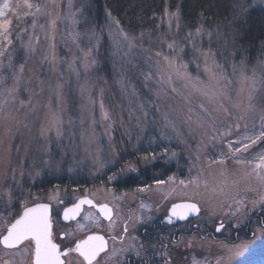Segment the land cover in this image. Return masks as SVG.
Listing matches in <instances>:
<instances>
[{"label":"rangeland","instance_id":"374dc122","mask_svg":"<svg viewBox=\"0 0 264 264\" xmlns=\"http://www.w3.org/2000/svg\"><path fill=\"white\" fill-rule=\"evenodd\" d=\"M32 2L44 4L48 0ZM57 2L61 7L56 10L60 18L56 20L55 29L48 25L50 17L47 16L40 21L45 25L43 29L39 25L35 30L31 28L32 17H27L26 23L20 24L21 28L27 26L29 34L34 33L32 42L36 51L34 55L27 56L20 41L10 50L15 58L16 68L21 63L24 64L17 92L13 96L7 95L8 88L15 86L11 71L6 72V82L0 83V102L8 100L0 111V204H4L0 205V209L6 216L0 219V234L6 228V222L27 205L47 201L59 208V201L68 200L71 196L73 198L74 192L83 193L82 195L89 193L97 202L113 204L120 214L128 201L138 206L141 195L144 197L139 204L142 209L152 208L150 201L155 204L154 209L162 213L171 202L185 200L191 194V189H185L179 183L180 179L199 176L201 195L197 199L203 206V212L207 214L195 220L198 224L195 232H190L191 227L186 228L189 236L181 238L178 246L164 236L170 246L175 245L172 248L174 254L169 252V256H172L171 264H181V261L182 264H192L193 258L203 260L205 257L209 264H215L221 258V245L223 249H227L244 243L250 244L248 250L242 257L234 260L233 264H264V236L260 232L264 228V222L256 217V213L264 215V207L254 208L252 204L253 200L259 199V195L264 193V186L254 177L246 176L240 166L231 162L223 176L220 165L210 164L211 157L218 155L221 145L217 143L213 147L203 129L197 126V121L205 115L200 110V104L203 103L210 109L213 106L179 80L174 79L172 86L162 82L161 75L155 68L151 69L152 80L146 81L141 74L142 71H149L145 58L151 56L155 63L158 59L155 51L163 50L167 53V43L175 39L180 42L181 47H185L187 56L184 59L190 62L189 73L194 80L199 75L200 86L206 88L209 83L208 75L204 72V59L200 53L211 49L215 60L210 57L209 63L226 65L225 74L233 81L227 91L231 93L233 100L242 99L246 104L250 90L240 75L239 67L233 75L232 64L235 62L239 65V62L233 59V52L224 46L225 23L216 24L214 29L207 28L204 23L184 27L179 17V29L175 18L171 20L169 28V16L177 12L170 10L158 20L152 32H142V41L137 39L135 50L129 52L125 46L118 54H114L116 49L112 46L110 31H116V25L108 15L98 24L88 13L87 0H72L71 8L69 0ZM249 3L250 7L264 8L261 0H249ZM49 9L51 10V6ZM72 13H76V23L72 22ZM197 28L202 29L200 35L196 34ZM123 30L125 31L124 28ZM125 32L141 37V33ZM189 32L192 33V42L187 39ZM209 32L211 36L208 35ZM77 33L79 37L76 36ZM37 35L40 41L38 44L35 39ZM27 39L25 35V42ZM228 39H232L229 34ZM89 49L91 54L86 56ZM53 51L56 57L54 61L51 59ZM93 60L96 61L95 64L91 63ZM249 62L251 64L246 61L245 75L259 77L264 72V55H261V59L255 57ZM197 64L200 66L199 72ZM76 70L79 71V79ZM122 78L124 84L119 82ZM86 81L89 83L88 91L81 99L80 85ZM172 87L176 88V92L172 91ZM242 87L244 93L239 96L237 93ZM256 87L261 88L259 83ZM57 91L64 93L62 108L58 107ZM255 95L256 108L245 112V120L240 121L242 131L245 123L249 128L253 121L259 123V116L264 109L259 101L264 97V88ZM89 96L91 100L88 99ZM101 102L109 113L108 121L101 118ZM228 107L235 112L231 104ZM50 109L57 111L63 121V134L59 140L55 130L46 135L41 134L42 127L49 122ZM189 109L193 111L190 112ZM144 112L148 113L147 117ZM213 115L220 120L225 119L217 112H213ZM93 117L95 124L92 123ZM165 117L171 122L167 126ZM81 121L84 122L83 125ZM109 124L110 136L105 134V128ZM162 132L168 133L171 139L162 137ZM153 152L154 157L148 155L145 159L146 154ZM173 152L176 153L175 156L172 155ZM100 163L105 164L102 172L97 171ZM151 164H159L160 167L165 165L167 172L165 177L159 175L160 180L168 181L170 176H175V183L156 185L154 180L144 192L121 188V182L126 177H137L138 174L139 177L144 176L143 172L148 170L147 165ZM113 174L117 178L109 182L108 176ZM155 175L158 176L156 173ZM204 181H207V187L204 186ZM68 182L88 187L81 189L78 186H57ZM147 182L149 181L145 183ZM88 183H92L91 186ZM236 199H243L244 205L236 216H232L230 213L240 207L235 203ZM221 219L226 230L215 233L211 223ZM131 224L133 226V220ZM254 232L258 238L252 242ZM189 241L192 242V247L187 246ZM175 250L180 253H175Z\"/></svg>","mask_w":264,"mask_h":264},{"label":"snow or ice","instance_id":"6c2138e0","mask_svg":"<svg viewBox=\"0 0 264 264\" xmlns=\"http://www.w3.org/2000/svg\"><path fill=\"white\" fill-rule=\"evenodd\" d=\"M264 3V0H261ZM51 6V10L49 9ZM250 6L249 0H236L234 4V9L239 11L235 13L237 16L240 13H245L248 11ZM61 7V4L57 0H48L47 3L33 4L32 0H3L0 3V83H5L7 80L6 72L11 71L15 80V86L8 88L7 95L13 96L20 84V79L24 72V64L21 63L19 68H16L14 63V56L11 49L16 47V42L20 41L21 47L26 51L27 56L35 54L36 48L33 45V34H29L27 26L24 28L20 27L21 22L26 23L27 17H32L31 28L35 30L37 26L41 29L45 27L41 23L42 17H50L48 20V25L55 29L56 20L60 18V14L57 9ZM69 7H72V0H69ZM33 9H35L33 11ZM55 16L53 17V13ZM76 13H72V22L76 23L75 20ZM108 16L113 20L116 25V31H110V36L112 39V46L116 49L118 54L125 46L128 51L131 52L137 47V39L141 37H136L130 33H127L121 28L120 22L115 17H112L111 12L108 13ZM175 18L177 20L176 27L179 29V10L172 13L169 16V28H171V20ZM202 32L201 28L196 29V34L200 35ZM27 35L28 39L25 42L24 37ZM211 36V32L208 33ZM222 35V33H221ZM230 35L232 36L233 41L238 37L239 32L233 30ZM79 37V33L76 34ZM36 43L38 44L39 36L35 37ZM187 39L189 42H192V33L189 32ZM163 44L164 41H161ZM227 43V41H225ZM54 47V46H53ZM168 52L164 53L163 50L155 51V56L158 58L155 63L152 62V57L147 56L145 62L148 63L149 71L143 72L142 75L145 76V80L149 81L153 79V74L151 69L155 68L157 73L161 75V81L166 82L169 86H172L173 80H179L184 83L185 87H191L195 92H198L202 95L208 102V104L213 107L210 109L205 106V104H200V110L205 115L199 117L197 121V126L202 128L204 135L208 138L209 142L213 144V147L217 143L221 145L218 149V155L211 157V165H220L222 167L221 175H225V171L228 168L229 162L234 165L240 166L244 171L245 175L248 177H254L256 181L264 186V109H262V114L259 116V123L255 121L252 122L251 128L245 123L243 125V131L241 130L240 121L245 120V112L248 110H254L256 108V93L260 92L261 88H264V72L260 74L259 77H247L245 75L246 68V57L242 58L237 65L235 62L232 64L233 75L236 74V69L239 67L240 75L244 78L247 88L250 90L247 96V103L245 104L244 100H233V97L227 88L233 83L231 79L226 76L227 67L226 65L220 64H210L209 59L214 61L215 54L209 51L201 52L200 55L204 59V72L208 75V87H201V81L199 75L193 79L188 69L190 62L185 61L184 57L187 56L185 47H181L178 40H173L170 43H167ZM246 52L245 49H241L238 52H233V59L237 54L244 55ZM91 54V49L86 56ZM26 56V58H27ZM5 58H7V64H5ZM55 52L52 53V61L55 60ZM48 57H45L47 60ZM194 59H199V57H194ZM92 64H95L96 61H91ZM199 64H197V71L199 72ZM219 69V71H216ZM87 70V66H86ZM124 67L121 65V72L123 76ZM77 78L79 79V71L76 70ZM223 81V83H221ZM250 81V83H248ZM121 84H124L123 78L119 81ZM214 82V83H213ZM259 83L261 88H257L256 85ZM147 86V85H146ZM59 87V86H58ZM89 83L88 81L85 84L80 85L81 99L85 97V94L88 91ZM126 90V87H125ZM172 91L176 92V88L172 87ZM244 93V88L242 87L237 95L242 96ZM57 98L59 100L58 107L62 108L64 104V93L62 91H57ZM135 95V92H133ZM91 100V96L88 97ZM31 101H29L30 103ZM264 105V97H261L259 101ZM8 103V100L5 99L3 102H0V111L3 110L4 105ZM228 104H231L232 108L235 109V112L230 111ZM23 106V101H21ZM84 107V106H82ZM189 111H193L189 109ZM101 118L105 121L110 120L109 113L105 110L103 103L100 104ZM213 112H217L225 117L224 120L218 119L217 116L213 115ZM239 113V114H237ZM148 113L144 112V116L147 117ZM188 120H191V116L188 117ZM235 120V123H233ZM166 125L171 123L165 117ZM95 118L93 117L92 123L95 124ZM62 119L57 114V111L50 109V119L47 126L42 127L41 134L46 135L48 132L55 130L57 140L63 134L62 128ZM83 121L81 124L83 125ZM111 125L109 124L105 128V134L110 136ZM162 137L171 139V136L162 132ZM83 140V134L81 136ZM227 149V151H225ZM167 152V149H165ZM148 155L155 156V153H148L145 156L147 159ZM173 156L176 155L175 152L172 153ZM199 158V157H198ZM105 167L104 163H100L97 171L102 172ZM191 171V170H190ZM7 174V173H6ZM116 175H109L108 181L112 182L116 179ZM176 177L170 176L168 181L156 180V185L166 184V183H175ZM179 183L184 186L185 189H191V194L187 195V198L180 203H172L171 207L168 209V215L164 218L167 224H173L174 221H189L190 217H200L207 213L203 212V206L200 201L197 199L201 195L199 189L201 187V180L199 176H190L188 178L180 179ZM204 186L207 187V181H204ZM148 187H151L150 185ZM139 191L144 192L145 188H140ZM223 191V188H221ZM235 203L240 205L235 211L231 212L232 216H236L237 213L241 211L242 206L244 205L243 199H236ZM89 204L95 207L92 204L91 200L83 199L80 200L73 208L65 209L64 219L68 220L70 218H75L79 214L81 205ZM253 207L261 206L264 207V193L259 195V199L252 201ZM9 205L11 202L9 200ZM142 207H146L142 205ZM231 208V205H229ZM48 205L46 204H37L34 207H24V210L19 214V218L15 219L10 226L7 227L6 234L0 235V246L4 250V255H16L18 251H26L27 249H32V261L31 264H65V261L61 259L62 256H68L70 252H76L80 257L83 258L84 264H100L101 253H105L108 248L107 241L102 235H92L89 236L86 240L81 241L75 245V248H68L67 250H61V247L57 243H53L51 225L48 219ZM99 211L104 216L105 219H112V209L107 205H101ZM71 214V215H70ZM214 215V211L212 212ZM11 215V211H9ZM227 215V214H226ZM143 217L141 216L140 219ZM211 227L215 229V233H222L226 230V225L224 221L213 220ZM236 227V225H232ZM261 236H264V228L260 229ZM123 233H128V225L125 224L123 228ZM117 236H112L113 241L117 240ZM258 237L255 232L253 233L254 242ZM121 241L124 239V235L119 237ZM133 240L136 239L135 236L132 237ZM203 240L204 237H201ZM251 243V242H250ZM24 245L25 248L21 249L20 246ZM188 247H192V242L189 241ZM249 243H244L241 245L234 246L233 248L223 249L220 253V259H217L215 264H233V261L242 257L244 252L249 248ZM166 247V246H165ZM135 251L138 257H142L144 252L147 251L144 249V245L141 244L138 247L132 244H129L127 247L119 249L120 252ZM226 253V254H225ZM117 255V250L113 249L111 255L108 256V259L111 260ZM0 264H13V261L9 259L0 258ZM115 264H121L120 261H116ZM165 264H171V258L165 261ZM182 264V261H181ZM192 264H209L208 258L205 257L203 260H197L193 258Z\"/></svg>","mask_w":264,"mask_h":264},{"label":"flooded vegetation","instance_id":"af4514ba","mask_svg":"<svg viewBox=\"0 0 264 264\" xmlns=\"http://www.w3.org/2000/svg\"><path fill=\"white\" fill-rule=\"evenodd\" d=\"M54 184V183H51ZM90 186L92 183H88ZM152 184V182L147 183H137L132 185V187H126L124 189H140L146 188ZM69 186L74 188L76 186L83 189L84 184L73 185L72 183H60L57 186ZM83 185V187H82ZM144 185V186H142ZM68 189V188H67ZM79 192V191H78ZM67 193V192H66ZM76 193L73 198L71 196L68 200H60L59 208L55 207L52 203L47 201H38L27 205L26 207H32L36 204H47L50 210V225L52 232L53 243H57L61 250H67L68 248H75L77 243H80L83 240H86L89 236L92 235H102L107 241L108 248L105 253H101L100 264H115L116 261H120L121 264H165V261L169 259L170 251L174 254L172 249L174 244L170 246V243L165 240V237H169L172 242H175L178 246V241L181 238H186L189 236L186 228L191 227L190 232H195L198 228V224L195 223V218H189V221H174L173 224H167L165 217L168 215V209L171 207L172 203L180 202L184 200H178L171 202L166 210L164 209L162 213L157 212L154 209V203H149L152 205V208L142 209L139 204H141V198L144 200V197L139 195L138 206L133 204V202H126L122 208V213L120 214L117 208L108 202H97L94 197L89 193ZM149 198V197H148ZM87 199L91 200L93 207L89 204H83L80 207L79 214L75 218H70L68 220L64 219V211L68 208H73L80 200ZM150 199V198H149ZM4 206V204H0ZM100 205H107L112 209V219H105L104 216L99 211ZM24 208L19 214L23 212ZM19 214L6 222V228L2 234H6L7 227L19 218ZM71 215V214H70ZM143 217L140 219V217ZM4 211L0 209V219H4ZM256 217L264 222V215L261 213H256ZM133 220V226L131 224ZM125 224L128 225V233H123V228ZM2 229V224L0 225V230ZM248 231V230H247ZM121 235H124L123 241L119 239ZM112 236H117V240L113 241ZM135 236L136 239L133 240L132 237ZM129 244L134 246L144 245V249L147 251L144 252L142 257H138L135 251L120 252L119 249L127 247ZM166 246V247H165ZM21 249H24L25 246L21 245ZM113 249L117 250V255L111 260L108 259V256L111 255ZM175 253H180L176 251ZM179 255V254H178ZM0 258L9 259L13 262H18L19 264H31L32 261V249H27L26 251H18L16 255H4V250L0 246ZM26 258L27 261H26ZM172 259V256L170 257ZM62 260L65 261V264H84L83 258L78 255L76 252H70L68 256H62ZM29 261V262H28Z\"/></svg>","mask_w":264,"mask_h":264},{"label":"trees","instance_id":"16d2710c","mask_svg":"<svg viewBox=\"0 0 264 264\" xmlns=\"http://www.w3.org/2000/svg\"><path fill=\"white\" fill-rule=\"evenodd\" d=\"M235 3L236 0H87V9L91 19L98 24L111 12L112 17L119 20L125 31L139 34L152 32L158 20L170 10H179L180 22L184 27L204 23L207 28L214 29L216 24L224 22V46L229 51L238 53L245 49L243 56H235V61L240 62L246 57V61L250 63L252 58L261 59V55H264V8L249 6L247 12L237 16L235 13L238 9L233 7ZM233 30L239 32L235 41L228 39V34ZM147 169L143 172L144 176L139 177L138 174L137 177H126L121 182V188L158 180L159 175L165 177L167 172L166 166L160 167L159 164L147 165Z\"/></svg>","mask_w":264,"mask_h":264},{"label":"water","instance_id":"95a60500","mask_svg":"<svg viewBox=\"0 0 264 264\" xmlns=\"http://www.w3.org/2000/svg\"><path fill=\"white\" fill-rule=\"evenodd\" d=\"M178 203H180V202H178ZM43 204V203H42ZM37 205V204H36ZM47 205V204H46ZM35 206V205H34ZM34 206H32V207H34ZM48 208H49V206H48ZM100 208V207H99ZM193 217H195V216H193ZM190 218H192V217H190ZM48 219H49V223H50V210L48 211Z\"/></svg>","mask_w":264,"mask_h":264}]
</instances>
